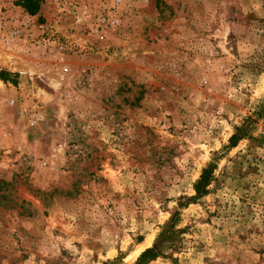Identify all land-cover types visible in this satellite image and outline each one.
I'll list each match as a JSON object with an SVG mask.
<instances>
[{
  "label": "rangeland",
  "instance_id": "rangeland-1",
  "mask_svg": "<svg viewBox=\"0 0 264 264\" xmlns=\"http://www.w3.org/2000/svg\"><path fill=\"white\" fill-rule=\"evenodd\" d=\"M30 1L63 37L0 70V264H264V0Z\"/></svg>",
  "mask_w": 264,
  "mask_h": 264
},
{
  "label": "built area",
  "instance_id": "built-area-1",
  "mask_svg": "<svg viewBox=\"0 0 264 264\" xmlns=\"http://www.w3.org/2000/svg\"><path fill=\"white\" fill-rule=\"evenodd\" d=\"M11 6L13 8L0 4V60L4 63H0V70L6 68L16 74L18 79H31L35 71L33 67L27 66L21 55L31 48L45 49L51 43L57 44L63 35L55 26L39 22L35 15L23 14L22 10L15 8L17 6ZM66 71L67 66L58 70L61 73Z\"/></svg>",
  "mask_w": 264,
  "mask_h": 264
},
{
  "label": "trees",
  "instance_id": "trees-1",
  "mask_svg": "<svg viewBox=\"0 0 264 264\" xmlns=\"http://www.w3.org/2000/svg\"><path fill=\"white\" fill-rule=\"evenodd\" d=\"M23 3L25 4L24 7L27 9V11L30 14H34L35 10L32 9V6H33L32 1L23 0ZM0 77L5 78V73L0 72ZM235 138H236V135H232L230 137V142L232 144L235 142ZM213 168H214L213 165H209V166L202 168L198 179L193 185L195 192H196V195L194 197H200L207 192L206 188L212 179ZM157 254L158 252L156 251L155 246L152 248H148L138 256L136 264H141L144 261H148L149 259H152L155 256H157Z\"/></svg>",
  "mask_w": 264,
  "mask_h": 264
}]
</instances>
